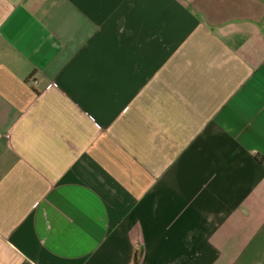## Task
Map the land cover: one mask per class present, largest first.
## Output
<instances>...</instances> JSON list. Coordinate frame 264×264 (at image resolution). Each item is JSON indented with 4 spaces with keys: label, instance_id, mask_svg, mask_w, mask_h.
Here are the masks:
<instances>
[{
    "label": "crops",
    "instance_id": "1",
    "mask_svg": "<svg viewBox=\"0 0 264 264\" xmlns=\"http://www.w3.org/2000/svg\"><path fill=\"white\" fill-rule=\"evenodd\" d=\"M0 264H264V0H0Z\"/></svg>",
    "mask_w": 264,
    "mask_h": 264
},
{
    "label": "built area",
    "instance_id": "2",
    "mask_svg": "<svg viewBox=\"0 0 264 264\" xmlns=\"http://www.w3.org/2000/svg\"><path fill=\"white\" fill-rule=\"evenodd\" d=\"M33 83L36 84L37 83V80L36 79H33ZM51 87V84L48 83L46 86H45V89H49Z\"/></svg>",
    "mask_w": 264,
    "mask_h": 264
}]
</instances>
